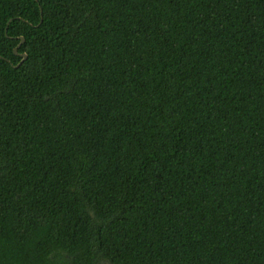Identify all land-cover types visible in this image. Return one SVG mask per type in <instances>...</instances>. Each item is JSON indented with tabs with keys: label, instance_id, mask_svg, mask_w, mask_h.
<instances>
[{
	"label": "trees",
	"instance_id": "1",
	"mask_svg": "<svg viewBox=\"0 0 264 264\" xmlns=\"http://www.w3.org/2000/svg\"><path fill=\"white\" fill-rule=\"evenodd\" d=\"M0 264H264V0H0Z\"/></svg>",
	"mask_w": 264,
	"mask_h": 264
},
{
	"label": "water",
	"instance_id": "2",
	"mask_svg": "<svg viewBox=\"0 0 264 264\" xmlns=\"http://www.w3.org/2000/svg\"><path fill=\"white\" fill-rule=\"evenodd\" d=\"M40 12H41V9H40ZM40 21H41V20H40ZM23 41H24V37H23V36H20V42H19V43L17 44V46L14 47V49H13L14 53L17 54V48L19 47V45H20L21 42H23ZM21 55H22V59L20 60V62H22V60L26 57V54H25V53H22ZM20 62H19L17 65H19ZM17 65H16V66H17Z\"/></svg>",
	"mask_w": 264,
	"mask_h": 264
}]
</instances>
